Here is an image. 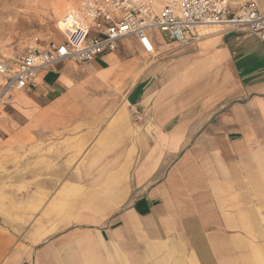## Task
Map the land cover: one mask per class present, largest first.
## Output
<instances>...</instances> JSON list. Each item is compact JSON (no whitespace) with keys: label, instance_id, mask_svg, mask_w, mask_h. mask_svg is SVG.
Returning a JSON list of instances; mask_svg holds the SVG:
<instances>
[{"label":"crops","instance_id":"0c3cea01","mask_svg":"<svg viewBox=\"0 0 264 264\" xmlns=\"http://www.w3.org/2000/svg\"><path fill=\"white\" fill-rule=\"evenodd\" d=\"M197 31L185 45L153 33L152 54L126 39L78 67L40 71L30 93L15 95L28 96L34 139L47 136L49 114L76 110L84 89L111 107L99 111L102 144L93 139L90 165L74 175L84 201L70 218L53 222L50 174L36 186L35 171L6 166L0 264H264V41L218 25ZM133 109L144 115L139 132Z\"/></svg>","mask_w":264,"mask_h":264},{"label":"built area","instance_id":"2783aa9c","mask_svg":"<svg viewBox=\"0 0 264 264\" xmlns=\"http://www.w3.org/2000/svg\"><path fill=\"white\" fill-rule=\"evenodd\" d=\"M59 25L62 39L43 43L33 36L21 52L0 58V116L17 93L32 91L40 71L116 52L129 38L147 54L155 51L153 33L185 45L200 38L201 25L244 30L264 41V13L255 0H80ZM133 113L144 119L138 109Z\"/></svg>","mask_w":264,"mask_h":264},{"label":"rangeland","instance_id":"374dc122","mask_svg":"<svg viewBox=\"0 0 264 264\" xmlns=\"http://www.w3.org/2000/svg\"><path fill=\"white\" fill-rule=\"evenodd\" d=\"M79 3L80 0H0V58L21 52L26 41L33 36L39 37L43 43L62 39L59 20ZM53 77L52 74L48 79ZM80 95L82 96L75 99L74 106L77 109L72 110L65 119L57 120L53 112L48 118L42 119V122H48L45 138L39 134L40 138L36 136L34 139V129L29 130L27 95L23 104L18 101L13 103L12 100L0 116V138H8L5 151H0V154L7 157L2 159L8 160L0 161V175L8 173L6 166L21 175L34 174L35 171V175L39 177H31L30 183L38 186L43 179L44 171L50 174L53 222L63 214L67 213L70 218L81 211L83 207L81 205L76 210H71L78 201H84L82 179L79 178V183L75 184L74 175L81 176L82 170L90 165L88 157L89 150L95 142L93 139L96 140L95 143L100 142L97 140L98 132L104 123L108 122L107 118L102 119L104 116L99 112L100 108L104 107L103 110H106L107 107H111L106 97L98 98L87 89L81 91ZM129 115L133 128L139 132L145 119L137 120L132 110ZM119 119L122 120V116H119ZM3 187L11 186L2 184L0 179V201ZM18 189L22 191L25 187L20 185ZM43 196L44 194L42 198ZM31 197L35 199L31 200V211L35 207L37 212L40 203L39 192L32 194ZM26 211H29L28 208Z\"/></svg>","mask_w":264,"mask_h":264}]
</instances>
